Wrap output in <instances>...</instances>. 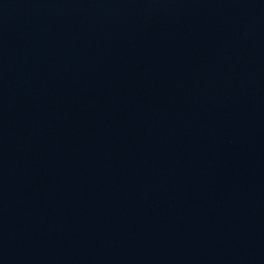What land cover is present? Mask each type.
<instances>
[{
    "label": "water",
    "instance_id": "obj_1",
    "mask_svg": "<svg viewBox=\"0 0 264 264\" xmlns=\"http://www.w3.org/2000/svg\"><path fill=\"white\" fill-rule=\"evenodd\" d=\"M0 264H264V0H0Z\"/></svg>",
    "mask_w": 264,
    "mask_h": 264
}]
</instances>
